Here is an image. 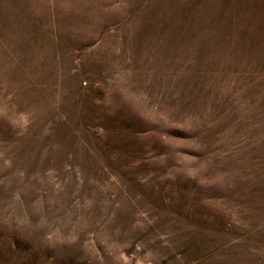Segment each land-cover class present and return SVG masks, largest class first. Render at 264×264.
I'll return each instance as SVG.
<instances>
[{
  "label": "rangeland",
  "instance_id": "rangeland-1",
  "mask_svg": "<svg viewBox=\"0 0 264 264\" xmlns=\"http://www.w3.org/2000/svg\"><path fill=\"white\" fill-rule=\"evenodd\" d=\"M0 264H264V0H0Z\"/></svg>",
  "mask_w": 264,
  "mask_h": 264
}]
</instances>
